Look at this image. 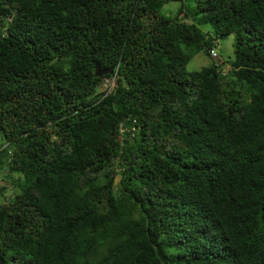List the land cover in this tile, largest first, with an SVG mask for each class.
Returning a JSON list of instances; mask_svg holds the SVG:
<instances>
[{"label": "trees", "instance_id": "1", "mask_svg": "<svg viewBox=\"0 0 264 264\" xmlns=\"http://www.w3.org/2000/svg\"><path fill=\"white\" fill-rule=\"evenodd\" d=\"M167 1L0 0V264H264V0Z\"/></svg>", "mask_w": 264, "mask_h": 264}, {"label": "rangeland", "instance_id": "2", "mask_svg": "<svg viewBox=\"0 0 264 264\" xmlns=\"http://www.w3.org/2000/svg\"><path fill=\"white\" fill-rule=\"evenodd\" d=\"M196 10V0H168L163 5L161 13L165 17L173 19L177 18L179 21L186 24L195 25L202 32L207 33L214 38L215 35L213 28L209 24L199 22L200 15L196 13ZM179 11L181 13L178 15ZM234 42L235 40L233 35L217 37L214 50L218 54V57L213 58V55L210 57L209 55H206L205 52H200L196 54L186 65L187 71L193 72L201 70L204 67L212 65L213 62L227 63L231 61L234 57ZM106 87L107 84H102L99 88L100 92L104 91ZM1 144L2 138L0 133V145ZM13 179H16V176H9L6 169L0 172V206L12 199V194L8 189V185L14 181ZM3 187H5L4 190H2Z\"/></svg>", "mask_w": 264, "mask_h": 264}, {"label": "built area", "instance_id": "3", "mask_svg": "<svg viewBox=\"0 0 264 264\" xmlns=\"http://www.w3.org/2000/svg\"><path fill=\"white\" fill-rule=\"evenodd\" d=\"M211 54L213 55V56H215V52H211ZM105 84H107V87L106 88H108V90H111L112 89V87H113V84H114V79H104V81H103ZM103 83V84H104ZM119 131H120V133H123L124 131H125V129L122 127V126H120V128H119Z\"/></svg>", "mask_w": 264, "mask_h": 264}, {"label": "water", "instance_id": "4", "mask_svg": "<svg viewBox=\"0 0 264 264\" xmlns=\"http://www.w3.org/2000/svg\"><path fill=\"white\" fill-rule=\"evenodd\" d=\"M95 76L96 77H101L105 74H111L112 73V68L109 69H100L98 66H95Z\"/></svg>", "mask_w": 264, "mask_h": 264}]
</instances>
